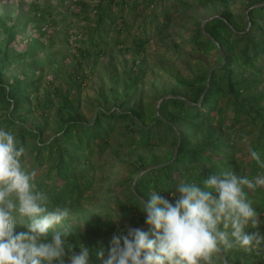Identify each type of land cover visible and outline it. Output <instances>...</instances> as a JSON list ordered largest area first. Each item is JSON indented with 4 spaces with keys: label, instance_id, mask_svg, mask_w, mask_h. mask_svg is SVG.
I'll use <instances>...</instances> for the list:
<instances>
[{
    "label": "trees",
    "instance_id": "16d2710c",
    "mask_svg": "<svg viewBox=\"0 0 264 264\" xmlns=\"http://www.w3.org/2000/svg\"><path fill=\"white\" fill-rule=\"evenodd\" d=\"M234 1L98 0L88 5L84 0H56L69 21L79 22L75 35L82 38L76 41L77 52L71 60L72 85L66 87L52 77L42 97L43 75L36 70L29 74L12 69L16 74L8 75L15 61L37 58L32 45L24 50L18 46L30 18L24 17L23 24L19 14L12 20L0 18V110L5 111L0 128L11 131L25 147L21 162L35 171L37 188L47 193L50 207H80L98 188L104 195L98 173L111 162L100 160L113 148L116 136H122L121 147L137 154L131 176L118 184L124 208L101 212L93 205L94 212L90 210L85 223L76 218L61 231L69 233L67 239L76 254L80 244L89 248L88 264H101L96 252L103 248L107 258L113 236L121 231L151 232L146 213L139 208L152 191L174 203L169 192L182 180L203 186L207 176L223 171L252 180L264 176V90H259L264 82V0H246L241 15L232 9ZM195 5L219 8L220 14L209 17L204 26L197 24L192 36L193 49L201 56L215 50L216 67L179 77L180 86L164 91L156 108L140 102L138 84L147 73L142 60L134 64L122 87L113 81L110 94L102 98L104 105L92 117L81 111L79 84L85 80V62L97 64L117 47L144 51ZM34 8L33 18L46 25L41 29L53 28L57 20L48 7L34 0ZM65 34L68 39L74 36L66 30ZM53 106L58 107L56 114L51 113ZM249 149L259 154V161ZM130 180L131 186L124 188ZM108 186L107 193L113 192V186ZM245 191L261 222L258 229L249 226L246 232L258 230L264 235V186ZM24 230L21 225L15 229L17 233ZM64 259L70 264L67 256ZM214 264H264V250L257 254L234 247L221 252Z\"/></svg>",
    "mask_w": 264,
    "mask_h": 264
},
{
    "label": "clouds",
    "instance_id": "9594fccd",
    "mask_svg": "<svg viewBox=\"0 0 264 264\" xmlns=\"http://www.w3.org/2000/svg\"><path fill=\"white\" fill-rule=\"evenodd\" d=\"M25 152L11 131L0 128V264H65L66 256L70 264H88V247L80 244L76 254L69 233L51 231L70 209L50 207L47 193L37 188L35 171L21 162ZM249 152L259 161L256 151ZM202 185L180 181L169 192L174 203L152 191L139 208L151 232L128 229L113 236L107 258L103 248L96 252L101 264H214L234 247L257 254L264 250V235L246 232L261 222L245 191L264 186V176L252 180L223 171L207 176ZM17 225L26 230L17 233Z\"/></svg>",
    "mask_w": 264,
    "mask_h": 264
},
{
    "label": "rangeland",
    "instance_id": "374dc122",
    "mask_svg": "<svg viewBox=\"0 0 264 264\" xmlns=\"http://www.w3.org/2000/svg\"><path fill=\"white\" fill-rule=\"evenodd\" d=\"M32 1L0 0V18L9 17L12 20L19 14L23 17L22 24L25 23L24 17L30 18V22L22 33L24 37L20 42L18 41V46L19 50H24L27 46L32 45L31 47L36 50L37 58L15 61L10 67L8 75L16 74L12 73V69H15L14 72L24 71L28 73L36 70L39 75H43L42 90L39 93L42 97L45 84L52 77L60 79L66 87L72 85L75 78L73 75L70 77L69 73L73 66L71 60L77 52V47L75 48L77 46L76 41L82 37L75 35L79 31V22L69 21V18L62 14L56 0H36L42 7H48L51 13L54 14L55 20H57L53 28L41 29L46 25L33 18L36 9L34 8V0ZM84 1L88 5H94L98 0ZM247 1L235 0L231 3L232 9L237 15H241L245 11ZM39 10L36 14L38 18L42 14ZM218 14H220L219 8L216 9L210 5H195L188 13L176 19L171 24L169 31L155 39L144 51L139 52L133 46L117 47L110 49L107 55L98 60L97 64L93 61L85 62L83 66L85 80L79 84L82 97L81 111L87 117H92L95 110L104 105L102 98L108 97L110 94L109 87L113 81H117L122 87L127 80V75L132 72L131 69L135 66L134 64L142 60H144L143 69H146L147 73L143 82L138 84L139 93L142 95L140 102L143 104L149 103L156 106V108L160 106L162 100L160 95L164 91L173 86H180L179 77H189L209 66L216 67L218 59L215 56V50L208 56H201L193 49L192 36L197 24L204 26V22L209 17ZM65 30L74 34V36L68 39ZM181 90L185 91L184 88ZM259 90H264V82L260 84ZM57 108V106H53L51 113L56 114ZM4 112L3 109L0 110V121L5 118ZM121 140V135L116 136L113 141V148L108 150L100 160L101 163L103 161L111 162L98 173L99 184L103 186L101 189H105L104 195L99 194L100 189L98 188L96 194L87 196L82 206L69 207V217L52 231H62L65 224L76 218L85 223V218H89L91 213L94 212L92 210L93 205L96 206V211L101 212L113 211V213H116L124 208L121 202H124L125 198L122 197L120 192L122 186L118 184L125 177L131 176L134 168L133 159L137 154L121 147ZM244 151H242V154H245ZM158 152L162 153L163 150ZM97 156L99 157V155ZM139 175L140 173L137 174L135 180ZM131 184L132 180L124 182L123 187H130ZM108 185L113 186V192L107 193L109 191Z\"/></svg>",
    "mask_w": 264,
    "mask_h": 264
}]
</instances>
